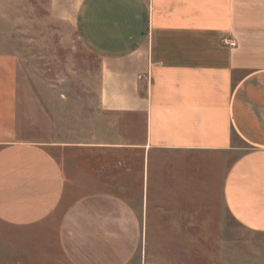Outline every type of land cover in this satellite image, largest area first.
Wrapping results in <instances>:
<instances>
[{"label": "crops", "instance_id": "crops-1", "mask_svg": "<svg viewBox=\"0 0 264 264\" xmlns=\"http://www.w3.org/2000/svg\"><path fill=\"white\" fill-rule=\"evenodd\" d=\"M29 10L40 12L0 0V27ZM44 10L97 59L99 97L79 126L57 116L24 48L0 41V224L33 231L29 250L60 264H146L152 222L181 220L215 181L230 213L264 231V0ZM236 149L224 181L207 175L220 167L193 163Z\"/></svg>", "mask_w": 264, "mask_h": 264}, {"label": "rangeland", "instance_id": "rangeland-1", "mask_svg": "<svg viewBox=\"0 0 264 264\" xmlns=\"http://www.w3.org/2000/svg\"><path fill=\"white\" fill-rule=\"evenodd\" d=\"M13 3L24 8L38 6L40 12L29 10L23 19L19 15L9 23V29H3L2 24L3 50L15 52L23 47L34 66L33 78L50 98L49 104L57 116L79 126L82 118L95 113L99 97L97 59L73 29L46 21L45 0H13ZM17 24H22L23 29L17 28ZM242 152L243 149H236L219 158L200 156L193 158V163L220 167L221 173L207 175L216 176V181L220 175L224 181ZM201 189L199 206H183L178 213L181 220L152 222L154 234L148 238L150 261L146 264H264V231L245 227L230 213L219 183L218 190L215 181L202 183ZM33 234L0 224V264H33L35 260L38 264L49 261L60 264L55 254H35L29 250L25 242L32 241Z\"/></svg>", "mask_w": 264, "mask_h": 264}]
</instances>
